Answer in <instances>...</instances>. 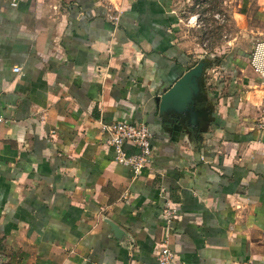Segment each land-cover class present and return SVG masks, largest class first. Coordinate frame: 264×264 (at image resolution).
Segmentation results:
<instances>
[{
  "label": "crops",
  "instance_id": "0c3cea01",
  "mask_svg": "<svg viewBox=\"0 0 264 264\" xmlns=\"http://www.w3.org/2000/svg\"><path fill=\"white\" fill-rule=\"evenodd\" d=\"M180 4L0 0V264H264V0L223 1L239 33L178 121L156 99L205 59ZM114 122L148 125L151 167L117 161Z\"/></svg>",
  "mask_w": 264,
  "mask_h": 264
},
{
  "label": "built area",
  "instance_id": "2783aa9c",
  "mask_svg": "<svg viewBox=\"0 0 264 264\" xmlns=\"http://www.w3.org/2000/svg\"><path fill=\"white\" fill-rule=\"evenodd\" d=\"M13 5H16L13 3ZM249 66L255 75L264 82V40L255 43L249 57ZM17 72L19 69L16 70ZM6 119L0 115V126ZM108 134V145L115 149L116 159L119 163L130 167L134 173L139 174L151 167L154 159L153 135L148 125L137 122H114L104 126ZM125 145H132L138 150L133 156H127ZM175 216L173 209L166 211L168 223ZM158 264H179L176 253L164 244L158 254Z\"/></svg>",
  "mask_w": 264,
  "mask_h": 264
},
{
  "label": "rangeland",
  "instance_id": "374dc122",
  "mask_svg": "<svg viewBox=\"0 0 264 264\" xmlns=\"http://www.w3.org/2000/svg\"><path fill=\"white\" fill-rule=\"evenodd\" d=\"M178 1L182 2L180 7L188 16L184 23L185 32L203 58L210 60L219 51H224V47L239 33V11L225 9L224 0ZM247 24L249 22L244 17V28Z\"/></svg>",
  "mask_w": 264,
  "mask_h": 264
},
{
  "label": "water",
  "instance_id": "95a60500",
  "mask_svg": "<svg viewBox=\"0 0 264 264\" xmlns=\"http://www.w3.org/2000/svg\"><path fill=\"white\" fill-rule=\"evenodd\" d=\"M208 59L201 60L188 71L169 91L157 97L156 102L161 113L173 120H185L193 117L198 103L202 99L203 82Z\"/></svg>",
  "mask_w": 264,
  "mask_h": 264
}]
</instances>
